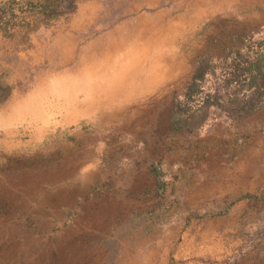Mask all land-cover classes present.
Listing matches in <instances>:
<instances>
[{
	"label": "rangeland",
	"instance_id": "rangeland-1",
	"mask_svg": "<svg viewBox=\"0 0 264 264\" xmlns=\"http://www.w3.org/2000/svg\"><path fill=\"white\" fill-rule=\"evenodd\" d=\"M23 11L0 29L1 136L31 143L0 158V264H264V108L170 121L200 54L263 49L264 0H78L33 30Z\"/></svg>",
	"mask_w": 264,
	"mask_h": 264
},
{
	"label": "trees",
	"instance_id": "trees-1",
	"mask_svg": "<svg viewBox=\"0 0 264 264\" xmlns=\"http://www.w3.org/2000/svg\"><path fill=\"white\" fill-rule=\"evenodd\" d=\"M77 2L78 0H2L0 29L4 33L10 31L15 24L14 9L17 7L27 12L22 17L23 24L26 29L33 30L73 13L77 9ZM245 38L243 32L232 33L218 54L203 53L196 58L184 93L188 103L196 101V106L186 108V104L182 102L174 105L170 114L173 130L192 132L204 125L216 110H219V116L239 121L264 108V46L251 57L244 50L247 47ZM217 41L214 38V42ZM209 81V86L204 88ZM0 91L1 103L10 92L8 86L2 84ZM151 171L156 177L163 173L157 164L151 167Z\"/></svg>",
	"mask_w": 264,
	"mask_h": 264
},
{
	"label": "crops",
	"instance_id": "crops-1",
	"mask_svg": "<svg viewBox=\"0 0 264 264\" xmlns=\"http://www.w3.org/2000/svg\"><path fill=\"white\" fill-rule=\"evenodd\" d=\"M16 109L17 106L14 105L13 103H10V105L6 107V110H4V115L10 114V116L8 117V121L6 123L14 121L12 112H14ZM3 125L4 124H0V158L5 153H11L17 150H21L24 147L25 148L29 147V145L31 144L30 142H24L22 139L18 137L3 138L1 136L2 128L4 127ZM13 130L14 129L10 130L12 134H13Z\"/></svg>",
	"mask_w": 264,
	"mask_h": 264
}]
</instances>
